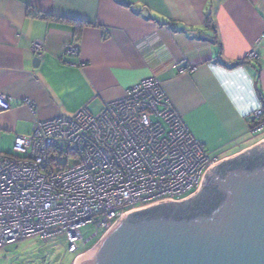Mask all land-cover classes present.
<instances>
[{
    "label": "crops",
    "instance_id": "crops-1",
    "mask_svg": "<svg viewBox=\"0 0 264 264\" xmlns=\"http://www.w3.org/2000/svg\"><path fill=\"white\" fill-rule=\"evenodd\" d=\"M70 45L78 56L64 54ZM153 72L211 158L264 145L248 122L264 108V0H0V93L11 103L0 111V153L37 122L99 113Z\"/></svg>",
    "mask_w": 264,
    "mask_h": 264
},
{
    "label": "built area",
    "instance_id": "built-area-1",
    "mask_svg": "<svg viewBox=\"0 0 264 264\" xmlns=\"http://www.w3.org/2000/svg\"><path fill=\"white\" fill-rule=\"evenodd\" d=\"M32 52L41 58L44 44L33 42ZM79 53L76 45L64 50L67 56ZM26 104L35 112L29 100ZM10 108L9 96L0 93V111ZM249 119L251 132L262 135L264 108ZM219 162L152 73L99 113L82 109L37 122L31 134L15 138L10 153H0V249L66 236L68 252L77 254L75 264L81 247L121 218L197 195ZM85 225L96 232L83 242Z\"/></svg>",
    "mask_w": 264,
    "mask_h": 264
},
{
    "label": "water",
    "instance_id": "water-1",
    "mask_svg": "<svg viewBox=\"0 0 264 264\" xmlns=\"http://www.w3.org/2000/svg\"><path fill=\"white\" fill-rule=\"evenodd\" d=\"M243 157L251 160L230 163ZM203 189L212 198L188 213L135 216L148 208L121 218L75 264H264V146L216 165L197 195L172 204Z\"/></svg>",
    "mask_w": 264,
    "mask_h": 264
},
{
    "label": "rangeland",
    "instance_id": "rangeland-1",
    "mask_svg": "<svg viewBox=\"0 0 264 264\" xmlns=\"http://www.w3.org/2000/svg\"><path fill=\"white\" fill-rule=\"evenodd\" d=\"M261 136H264V133ZM95 232L94 225L82 227L83 242L89 240ZM101 237L102 232L100 231L98 236L89 241L85 247H81L79 252L86 253ZM68 248L69 242L66 236L49 242H44L40 238H31L0 249V264H73L77 254L69 253Z\"/></svg>",
    "mask_w": 264,
    "mask_h": 264
},
{
    "label": "trees",
    "instance_id": "trees-1",
    "mask_svg": "<svg viewBox=\"0 0 264 264\" xmlns=\"http://www.w3.org/2000/svg\"><path fill=\"white\" fill-rule=\"evenodd\" d=\"M246 62L247 61L244 60L242 62H239L238 65L244 64ZM248 122H250V119L248 120ZM248 160H251V157H243L241 159H235L230 161V163L240 166L243 165ZM211 198H212V193L209 189V191H206V194L204 196L198 197L197 199L193 200L191 203L183 204L180 206L174 205L172 203L162 204L152 207L148 210L138 212L135 214V216H148V215L156 216V215H164L168 213L184 214L192 210H195L196 208H199L203 204H206L207 202L210 201Z\"/></svg>",
    "mask_w": 264,
    "mask_h": 264
},
{
    "label": "clouds",
    "instance_id": "clouds-1",
    "mask_svg": "<svg viewBox=\"0 0 264 264\" xmlns=\"http://www.w3.org/2000/svg\"><path fill=\"white\" fill-rule=\"evenodd\" d=\"M144 57H145V60L148 62V61H150L151 60V55L150 54H144ZM153 73H155V72H153Z\"/></svg>",
    "mask_w": 264,
    "mask_h": 264
},
{
    "label": "flooded vegetation",
    "instance_id": "flooded-vegetation-1",
    "mask_svg": "<svg viewBox=\"0 0 264 264\" xmlns=\"http://www.w3.org/2000/svg\"><path fill=\"white\" fill-rule=\"evenodd\" d=\"M205 191H206L205 189L202 190V192H201V196H202L203 194H205Z\"/></svg>",
    "mask_w": 264,
    "mask_h": 264
}]
</instances>
